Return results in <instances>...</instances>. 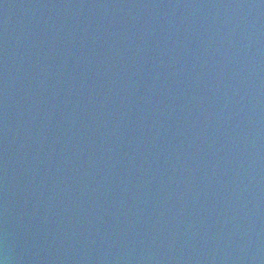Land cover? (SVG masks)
<instances>
[{
    "label": "water",
    "instance_id": "95a60500",
    "mask_svg": "<svg viewBox=\"0 0 264 264\" xmlns=\"http://www.w3.org/2000/svg\"><path fill=\"white\" fill-rule=\"evenodd\" d=\"M3 264H264V0H0Z\"/></svg>",
    "mask_w": 264,
    "mask_h": 264
},
{
    "label": "clouds",
    "instance_id": "9594fccd",
    "mask_svg": "<svg viewBox=\"0 0 264 264\" xmlns=\"http://www.w3.org/2000/svg\"><path fill=\"white\" fill-rule=\"evenodd\" d=\"M0 264H3V261H0Z\"/></svg>",
    "mask_w": 264,
    "mask_h": 264
}]
</instances>
